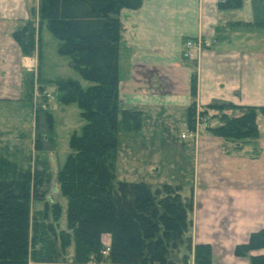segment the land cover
<instances>
[{
  "label": "trees",
  "instance_id": "trees-1",
  "mask_svg": "<svg viewBox=\"0 0 264 264\" xmlns=\"http://www.w3.org/2000/svg\"><path fill=\"white\" fill-rule=\"evenodd\" d=\"M141 4L142 0H38L36 25L34 15H29L13 30L21 55L30 56L35 30L45 22L58 42L57 52L70 57L72 67L91 84L82 88L70 78L51 81L60 92L59 101L75 103L85 121L80 132L70 137L69 152L54 177L66 199L63 218L59 219L60 206L51 200L39 210H30L33 198L42 199L39 188L48 181V172L21 169L0 154V264H56L58 255L71 244L73 264L104 259L109 264H186L190 259L179 252L182 245L187 250L191 246L192 194L183 197L180 186L165 183L113 182L117 116L127 132L140 128L141 117L137 109L118 107L123 29L119 12L138 9ZM217 6L238 9L242 0H219ZM251 7L253 19L248 24L264 27V0H251ZM190 93L187 123L193 129L197 120L194 76ZM211 110L216 111L211 117L217 118L218 125L204 123L225 142L260 136L257 118L264 116V105L214 100L201 107L199 119L207 118ZM43 113L49 130L50 116ZM40 119L35 114V129ZM35 132L33 148L39 152L47 136ZM102 235L108 237L107 246ZM234 253L248 257L251 264H264V228L251 232L247 241L235 246ZM194 262L212 264L209 244L194 245Z\"/></svg>",
  "mask_w": 264,
  "mask_h": 264
},
{
  "label": "rangeland",
  "instance_id": "rangeland-1",
  "mask_svg": "<svg viewBox=\"0 0 264 264\" xmlns=\"http://www.w3.org/2000/svg\"><path fill=\"white\" fill-rule=\"evenodd\" d=\"M37 3L38 0H25L26 11L24 14L26 18L15 21V27L28 19L30 15L29 5L33 6L34 16H32L36 25L37 12L35 7ZM216 15L218 16V21L210 29L214 32V35H206V39L208 38L211 43V50L235 46L241 52L253 53L256 57L259 56V60L250 59V61L253 60L250 70L247 69L246 75H243L242 70L246 71L244 67L240 70V75L243 87H248L246 90L250 96L255 97L257 94L264 97V27L254 24L237 26L231 23L233 21H230L252 20L251 0H242L240 8L223 10ZM228 21L231 24L227 23ZM128 30L129 28L123 25L119 42L118 63L120 73L118 79H121L123 83L132 79L131 82H135L138 86L136 88L140 92L144 90L148 98L151 97L152 100L143 98L141 99V105H139L134 102L136 101L135 97H131L130 100H133L132 102L122 101L118 105L119 110H139L141 128L136 131H125L121 126L120 114H118L115 129L113 182L130 181L144 182L151 185L164 183L178 185L181 187L180 192L183 197L190 196L192 193L191 187L194 183L196 184L197 160L192 139L189 136L183 137L181 134L188 135L186 121L188 106L192 100L191 93L187 109L182 107V103L179 101L176 102V105L164 107H160L158 103V101H164L162 99L167 98L171 90L174 91L175 98L181 100L180 98L184 94V87H186L185 85L188 82L185 83L184 77L177 73L175 76H171L168 73L155 70L141 71L134 69L129 62L130 52L125 43L126 36L130 32ZM35 33L34 50L30 56H25L29 57L30 61L33 60L32 64L28 65V67H23L24 69L19 72L16 65L21 63V58L16 52L11 63L13 64L11 72L7 74V79L10 78L11 80L7 81L6 87L3 89L0 87V154L13 160L21 169L29 168L31 172H34V170L48 172V181L39 188L40 191H43L42 199L33 198L30 210L31 212L39 210L44 202L48 203L51 200L60 206L62 211L59 219H61L64 216L63 211L66 199L60 194L54 177L69 152L70 137L80 132V128L85 121L80 117L79 108L75 103L62 104L59 101L60 92L51 81L70 78L77 80L82 88L87 87L91 83L84 80L78 71L72 67L70 57L60 55L57 52L58 42L47 30L45 22L37 26ZM201 39L197 38L196 43L191 40L194 42L191 44L199 46L198 43H200L202 48ZM183 40L185 41V38ZM183 54L186 59L191 57L186 52ZM240 61L242 64V60ZM184 62L191 63V60H185ZM220 72L221 69L217 68L213 75ZM125 88L127 87H122V89ZM150 89L153 92H150ZM117 90L120 99L118 83ZM120 92L121 95L124 94V90ZM155 99L157 100L156 102ZM145 101H149V103ZM262 104L264 105V103ZM204 105L206 104L200 106L196 103L197 121L195 123L197 124L200 120L201 125L204 122L211 126L218 125L219 121L217 118L211 117L216 113L213 110L208 112L207 118L199 119L198 112ZM43 112H47L50 116L49 130L46 129V125L43 122ZM236 112L227 110L229 114ZM35 114H38L39 118H41L36 129L34 128ZM257 122L260 136L254 140L244 139L225 142L222 139L224 142V155L246 156L249 159L259 157L261 146L264 143V116L259 114ZM36 130L40 136H47V140L40 143L43 149L39 152L33 148ZM39 160L40 162L37 163L36 161ZM260 164L262 165V162ZM219 165L225 168L222 174L226 176H229V174L233 177L244 176L247 172V169L244 168L245 164L236 168L223 162H220ZM261 171L264 173L263 170ZM198 175L199 181L202 180L201 165ZM60 223V226L64 227V222L61 221ZM72 250L73 246L71 244L65 249L63 254L60 253L58 255L56 264H73L71 260ZM179 253H185L186 256H190L191 260L187 258L189 260L187 261L189 262L188 264H195L192 240L190 249L187 250L186 246L182 245ZM179 253L178 257H180ZM179 261L177 260V262ZM78 264H109V262L104 259L101 262L88 261Z\"/></svg>",
  "mask_w": 264,
  "mask_h": 264
},
{
  "label": "crops",
  "instance_id": "crops-1",
  "mask_svg": "<svg viewBox=\"0 0 264 264\" xmlns=\"http://www.w3.org/2000/svg\"><path fill=\"white\" fill-rule=\"evenodd\" d=\"M218 1L142 0L138 9L120 10L119 19L130 30L125 43L130 52L128 59L131 66L141 71L155 70L171 76L177 73L184 77L185 83L188 82L181 100L176 99L174 91L171 90L170 95L162 99L164 101H158L160 107L176 105L179 101L187 109L192 76L196 79L197 105L201 106L213 100L238 105H263L264 97L257 94L255 97L250 96L246 90L248 87H243L240 75L242 68L246 69L242 70L243 75H246L247 69L250 70L253 65V60L250 59L259 60L260 57L241 52L235 46L211 50V43L206 39V35H214L210 29L218 21L216 14L223 11L218 8ZM25 8V0H0L1 89L11 80L7 79V74L11 72V63L16 52L21 58V63L16 65L19 72L33 61L29 57L21 56L19 47L12 38L14 22L26 18ZM230 21L237 26H246L252 20ZM197 38H202V48L200 43L199 46L187 45L186 42L191 40L196 43ZM185 52L191 57L184 58ZM185 60H191V63H185ZM217 68L221 72L213 75ZM131 80L123 83L118 79L120 102H132L130 98L135 97L134 102L141 105V99H151L144 90L140 92L136 83ZM122 90L124 94L121 95ZM150 92H153L152 89ZM186 128L188 135L185 137L192 139L198 168L196 184L191 187L194 202L190 232L192 244H209L212 264H251L248 257L235 255L234 249L237 244L247 241L251 232L264 228V173L261 171H264V143L260 156L255 159L226 156L223 153L224 142L207 129L206 123L201 125L199 120L190 129L186 121ZM220 162L233 168L245 164L247 172L244 176H226L222 174L225 168L219 165ZM200 165L203 178L199 181ZM101 241L107 246L108 237L102 235Z\"/></svg>",
  "mask_w": 264,
  "mask_h": 264
},
{
  "label": "water",
  "instance_id": "water-1",
  "mask_svg": "<svg viewBox=\"0 0 264 264\" xmlns=\"http://www.w3.org/2000/svg\"><path fill=\"white\" fill-rule=\"evenodd\" d=\"M33 8H30L29 12H30V15H33Z\"/></svg>",
  "mask_w": 264,
  "mask_h": 264
},
{
  "label": "built area",
  "instance_id": "built-area-1",
  "mask_svg": "<svg viewBox=\"0 0 264 264\" xmlns=\"http://www.w3.org/2000/svg\"><path fill=\"white\" fill-rule=\"evenodd\" d=\"M191 43H192L191 41L187 42L188 45H192ZM182 136L184 137L185 135H182Z\"/></svg>",
  "mask_w": 264,
  "mask_h": 264
}]
</instances>
